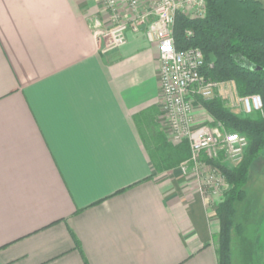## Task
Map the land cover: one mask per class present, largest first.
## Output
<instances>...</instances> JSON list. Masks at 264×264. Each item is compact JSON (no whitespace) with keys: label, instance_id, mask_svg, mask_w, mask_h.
Segmentation results:
<instances>
[{"label":"crops","instance_id":"1","mask_svg":"<svg viewBox=\"0 0 264 264\" xmlns=\"http://www.w3.org/2000/svg\"><path fill=\"white\" fill-rule=\"evenodd\" d=\"M107 23L99 0H0V264H216L215 206L143 144L157 46L105 51Z\"/></svg>","mask_w":264,"mask_h":264},{"label":"trees","instance_id":"2","mask_svg":"<svg viewBox=\"0 0 264 264\" xmlns=\"http://www.w3.org/2000/svg\"><path fill=\"white\" fill-rule=\"evenodd\" d=\"M201 19L175 16L173 36L178 49L197 48L204 57L202 75L216 82H233L238 96L259 95L264 106V5L261 0H205ZM192 30L191 37L185 36ZM209 115L226 130L244 134L250 140L247 158L234 169L220 168L229 186L223 201L215 208L219 224L216 264H233L232 235L241 232L235 224L236 205L246 199L244 189L251 162L264 148V116L239 118L219 99L202 101ZM152 148L146 137L143 144L155 173L177 168L189 157L186 142L169 144L162 132H156ZM151 143V144H152ZM254 233L246 231L243 242L247 263L256 259Z\"/></svg>","mask_w":264,"mask_h":264},{"label":"built area","instance_id":"3","mask_svg":"<svg viewBox=\"0 0 264 264\" xmlns=\"http://www.w3.org/2000/svg\"><path fill=\"white\" fill-rule=\"evenodd\" d=\"M131 11L139 8L138 0H125ZM107 13L110 27L98 35L103 50L120 48L126 43L128 32H143L149 43L156 44L159 60L160 111L166 138L169 141L186 140L189 157L175 168L183 176L191 175L199 184L201 194L211 200L221 190L224 173L220 161L239 164L247 150L245 135L226 132L219 124H195L193 99H219L226 108H239L245 115L262 112L259 95L238 96L233 82H216L202 75L204 57L197 48L178 49L173 27L178 13L203 16L205 0H159L150 14L135 15L123 21L118 0H99ZM150 15V16H149ZM95 24L97 21L94 22ZM192 30L185 36L191 37ZM205 165L208 170H204Z\"/></svg>","mask_w":264,"mask_h":264},{"label":"rangeland","instance_id":"4","mask_svg":"<svg viewBox=\"0 0 264 264\" xmlns=\"http://www.w3.org/2000/svg\"><path fill=\"white\" fill-rule=\"evenodd\" d=\"M123 4L122 7L119 9L121 10V16L124 18L121 19L123 21H129L132 18L135 17L138 13L140 14H150L152 11L154 5L159 1V0H138L139 2V8L136 10V12H133L130 10L128 3L125 0H120ZM263 5H264V0H261ZM206 11V9H205ZM204 11V14H205ZM190 15H185L184 13H178L177 15H181L186 18L190 19H201L203 16H197L193 14L192 12L189 13ZM150 16V15H149ZM176 18V17H175ZM110 27V22L107 23L106 29ZM142 33V31L138 32ZM138 33H133V32H128V34H138ZM127 43V40H126ZM125 43V44H126ZM262 100V99H261ZM193 108L195 106L204 109L202 101L195 98L192 101ZM231 110L237 117L239 118H257V117H263L264 116V106L262 102V112L259 113H253L250 115H245L242 112H240V109L234 108H228ZM205 110V109H204ZM206 111V110H205ZM209 115V113H207ZM210 116V115H209ZM211 125H217L219 124L226 132H229V130H226L224 126L214 120L211 116ZM165 128L166 125L160 124L159 127H156L155 125H152V127L148 130L146 129V141L148 142V145L150 148H152V139L156 132H162L165 136ZM232 131V130H231ZM149 133V134H148ZM244 135V134H243ZM246 136V135H245ZM248 140V147L245 152V155L242 159L241 162H243L247 158V154L250 150V140L246 136ZM168 140V139H167ZM169 144L172 145H178L182 142H186L188 145V142L186 140H178V141H167ZM152 143V144H151ZM189 148V145H188ZM240 162V163H241ZM239 163V164H240ZM238 164H233L230 163L229 161L226 160H221L220 164H218L219 168H225L227 170H232L234 169ZM207 166L205 165L204 170H208L206 168ZM224 182L222 183V188L221 190L214 196L213 198V203L215 204V208L223 201L224 196L226 192L229 190V186L227 184L226 176L224 174ZM245 192H246V199L244 202H242L239 205H236V216L234 223L235 224H240L241 225V232L238 234L236 231L233 232L232 235V262L233 264H264V148L257 154L255 159L251 162V166L249 169V174H248V180L247 183L244 186ZM248 231L249 234L254 233V242H255V252H256V259H253L251 262H246V253H245V248H244V240L243 234ZM217 241V239H216Z\"/></svg>","mask_w":264,"mask_h":264}]
</instances>
